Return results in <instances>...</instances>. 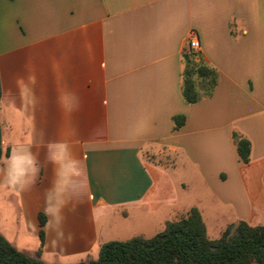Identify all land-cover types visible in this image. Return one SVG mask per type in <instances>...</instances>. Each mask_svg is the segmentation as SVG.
<instances>
[{"label": "crops", "instance_id": "obj_1", "mask_svg": "<svg viewBox=\"0 0 264 264\" xmlns=\"http://www.w3.org/2000/svg\"><path fill=\"white\" fill-rule=\"evenodd\" d=\"M191 34L217 82L187 103ZM0 86V234L18 249L41 229L42 260L76 263L191 207L206 232L264 224V0H0Z\"/></svg>", "mask_w": 264, "mask_h": 264}, {"label": "trees", "instance_id": "obj_2", "mask_svg": "<svg viewBox=\"0 0 264 264\" xmlns=\"http://www.w3.org/2000/svg\"><path fill=\"white\" fill-rule=\"evenodd\" d=\"M216 82L217 72L213 67L183 54L181 92L187 103L209 96ZM172 120L176 128L185 119L179 114ZM232 138L240 161L248 163L249 140L236 132ZM1 143L0 125V158L7 153L3 152ZM38 217L42 226L44 216ZM39 239L38 249L30 253L18 249L0 234V264H52L40 258L44 240L41 229ZM72 264H264V224L237 220L227 224L218 237L209 238L199 209L191 207L186 215L165 221L164 227L151 236L136 234L125 240L105 241L96 258Z\"/></svg>", "mask_w": 264, "mask_h": 264}, {"label": "rangeland", "instance_id": "obj_3", "mask_svg": "<svg viewBox=\"0 0 264 264\" xmlns=\"http://www.w3.org/2000/svg\"><path fill=\"white\" fill-rule=\"evenodd\" d=\"M186 54H189L192 58H197L198 55H197V51H193V50H186L185 51ZM3 120H4V115H3V111L0 112V121L1 123H3ZM4 124H2V139L3 141L5 142V138H6V130L3 126ZM147 157H150L151 159H154L158 162H163V163H167V164H170L173 162L174 158H173V155H171V153H166V152H163V153H160V154H148ZM173 175V178H177V177H180V176H190L192 177L195 170L193 168V166H188V165H185V167L183 166H180L171 170L170 171ZM5 204V202H3V198L0 196V212H2L1 210L4 209L5 206H3ZM207 223V226L209 225L208 223V220L206 221ZM224 229V228H223ZM222 229V230H223ZM221 230V231H222ZM221 231H219L217 228L216 229H213V228H208L207 230V235L209 238H216L219 236V234L221 233ZM69 261V262H68ZM68 261H65L64 264H71V263H75V262H72L71 260H68Z\"/></svg>", "mask_w": 264, "mask_h": 264}, {"label": "built area", "instance_id": "obj_4", "mask_svg": "<svg viewBox=\"0 0 264 264\" xmlns=\"http://www.w3.org/2000/svg\"><path fill=\"white\" fill-rule=\"evenodd\" d=\"M188 48L189 50H193V51H197L199 49V41L197 36L191 34L188 41Z\"/></svg>", "mask_w": 264, "mask_h": 264}]
</instances>
